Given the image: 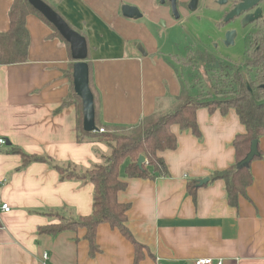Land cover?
I'll return each instance as SVG.
<instances>
[{
    "label": "crops",
    "instance_id": "1",
    "mask_svg": "<svg viewBox=\"0 0 264 264\" xmlns=\"http://www.w3.org/2000/svg\"><path fill=\"white\" fill-rule=\"evenodd\" d=\"M45 1L87 39L89 77L104 125L132 127L168 110L182 87L194 92L193 76L183 63L190 52L181 57L175 53L187 11L181 10L176 19L160 0ZM12 2L0 0V33L10 29ZM125 4L138 7L144 17H123ZM27 30V62L0 65V137L8 143L0 146V207H10L9 212L0 211V264H133L134 246L110 224L98 228L100 252L94 257L85 229L55 237L38 234L54 221L46 214L50 210L70 218L90 216L94 185L61 181L46 162L22 167V156L10 149L84 171L102 164L110 150L91 138L79 142L76 106L60 109L71 94L68 73L75 62L69 48L35 15L27 17ZM204 51L212 54L199 52ZM197 118L200 138L173 128L177 149L160 154L168 176L127 179L121 170L128 185L118 200L130 205L127 226L146 247L139 264H194L209 258L213 264H264V160H252V186L239 199L238 209L232 208L224 181L212 182L210 175L235 164L232 143L245 128L233 110L222 114L205 108ZM258 146L264 155V137ZM193 179L198 188L192 196L187 185Z\"/></svg>",
    "mask_w": 264,
    "mask_h": 264
},
{
    "label": "trees",
    "instance_id": "2",
    "mask_svg": "<svg viewBox=\"0 0 264 264\" xmlns=\"http://www.w3.org/2000/svg\"><path fill=\"white\" fill-rule=\"evenodd\" d=\"M43 1L49 4L45 0ZM11 5L9 11L10 29L6 33H0V65L12 66V64L27 62L30 44L27 17L30 15H35L48 24L54 35L64 41L71 54L70 45L28 0H13ZM49 5L58 13L56 7ZM194 56L205 64L207 70L212 71L211 68L215 69V65L218 63L217 58L206 51H197ZM74 65L71 64L68 73L72 82L71 94L65 99L60 109L76 106L78 141L83 142L91 138L108 145L110 152L102 157V164L84 171L76 165L57 164L47 156L27 155L17 147L10 149V153L22 156V167L29 166L34 162H46L57 171L61 181L79 180L83 183L91 182L94 185L93 211L90 216L70 218L62 212L50 210L46 214L54 221L45 227H40L39 235L55 237L64 232L76 233L80 229H85V239L89 242V254L94 257L100 252L96 239L98 228L105 223L110 224L132 243L135 249L133 264H139L145 258L146 247L137 238H134L127 226V213L130 210V205L118 200L119 192L126 189L128 185L121 179V170L124 167L127 179L148 180L168 176L167 163L160 157V154L164 151L177 149L178 136L173 132V128L178 126L180 131H189L200 138L197 113L205 108L210 113L219 111L222 114L233 110L246 131L244 134H237L232 143L235 150V164L222 172H213L210 175L212 182L224 181L228 204L232 208L238 209L239 199L247 197L248 188L252 186L254 177L250 168L237 169L236 166L249 154L252 141L264 137V106L257 105V101L264 100V39L262 50H254L248 56L247 74L240 71L234 72V78L228 84L231 88V96L221 95L220 98L204 100L200 94L192 92L184 86L168 110L156 111L132 127L108 126L100 121L99 99L90 81V90L94 95L96 126L98 129L104 128L102 134L99 132L87 133L84 130L82 99L74 92ZM209 65L212 67H208ZM211 81L213 82L212 87L219 95L226 93L222 89V87H226L225 82L220 84L216 77H213ZM214 81L217 84H214ZM140 156H144L147 162L143 166L138 164ZM259 158L264 160V155L260 153V156L254 159ZM197 188L198 180L193 179L188 182L187 191L192 196L195 195Z\"/></svg>",
    "mask_w": 264,
    "mask_h": 264
},
{
    "label": "rangeland",
    "instance_id": "3",
    "mask_svg": "<svg viewBox=\"0 0 264 264\" xmlns=\"http://www.w3.org/2000/svg\"><path fill=\"white\" fill-rule=\"evenodd\" d=\"M216 0H207L206 4L196 11H188L181 18L183 28L181 33H177V45L175 53L178 56H184L189 53V56L183 58V63L186 64L191 72L192 87L195 93L205 100L220 98L221 95L231 96V88L228 86L234 78V72L240 71L247 74L248 59L245 60V54H252L255 48L259 45L258 40L252 42L249 47V32L250 28H243L238 21L225 25V16L223 14L225 7L215 3ZM235 29L237 36L234 45L227 47L223 42L226 33L229 30ZM207 49L218 60L219 67L207 70L205 64L198 61L194 54L197 51ZM192 51V52H191ZM185 66V67H186ZM216 66V65H215ZM218 78V82H225L226 87H222L225 94L220 95L212 87V78ZM214 84H217L214 81Z\"/></svg>",
    "mask_w": 264,
    "mask_h": 264
},
{
    "label": "water",
    "instance_id": "4",
    "mask_svg": "<svg viewBox=\"0 0 264 264\" xmlns=\"http://www.w3.org/2000/svg\"><path fill=\"white\" fill-rule=\"evenodd\" d=\"M161 3L171 4V13L175 16L176 19L181 17L177 9V0H160ZM263 0H245L242 3L236 5L228 13L225 18V24L229 23L235 17H240L242 13L247 12L248 10L254 8V6L261 3ZM28 2L41 13L45 19H47L61 34L65 41L71 47V56L75 62L73 77H74V92L82 99L83 106V121H84V130L85 132H96L98 128L95 121V106H94V95L90 90V77H89V63L87 62L89 47L87 46V39L81 33L72 29L66 20L62 18L53 8L46 4L43 0H28ZM226 1L221 0L219 5L225 4ZM259 10L256 12V15L259 14ZM122 16L127 19L139 20L144 16L138 7L134 5H123L121 7ZM246 23V22H244ZM237 36V31L235 29L229 30L226 33V36L223 40L227 47L233 46L235 43V38ZM208 67H212L209 65ZM215 67H219L217 63ZM258 106H264V100L257 101ZM8 145V143H7ZM259 146L258 140H254L251 143V150L249 154L241 160L236 166L237 169L250 168L252 160L255 157H259ZM138 164L143 166L146 164V159L144 156H140L138 159ZM209 181V178L200 181V185L206 184Z\"/></svg>",
    "mask_w": 264,
    "mask_h": 264
},
{
    "label": "flooded vegetation",
    "instance_id": "5",
    "mask_svg": "<svg viewBox=\"0 0 264 264\" xmlns=\"http://www.w3.org/2000/svg\"><path fill=\"white\" fill-rule=\"evenodd\" d=\"M207 0H177V9L179 13H181V10L185 11H196L197 9L201 8L202 5L206 4ZM221 0H216L215 3L219 4ZM226 1L225 4L220 5L222 7H225L223 14L226 17L228 13L234 8L236 5L242 3L245 0H224ZM171 7L170 3H166ZM260 11L258 15H256L257 11ZM238 21L239 24L243 28H250L249 32V47L251 46L252 42L255 40H258L259 45L255 48V51H261L262 50V41L264 39V0L261 1L258 5L254 6V8L248 10L247 12L242 13L240 17H235L227 24H230L232 22ZM246 22V23H244ZM251 54H245V60L248 59V56Z\"/></svg>",
    "mask_w": 264,
    "mask_h": 264
},
{
    "label": "built area",
    "instance_id": "6",
    "mask_svg": "<svg viewBox=\"0 0 264 264\" xmlns=\"http://www.w3.org/2000/svg\"><path fill=\"white\" fill-rule=\"evenodd\" d=\"M96 132H99L100 134H102L104 132V128L102 127L101 129H98V131ZM7 144V141L6 139L4 138H1L0 137V146H5ZM147 163V162H146ZM3 210L5 212H9L10 211V207L8 204H3L1 207H0V211ZM43 261L46 262L49 258V255L48 254H43ZM213 259L212 258H209V259H196L194 264H213ZM217 264H223L221 261L217 262Z\"/></svg>",
    "mask_w": 264,
    "mask_h": 264
}]
</instances>
